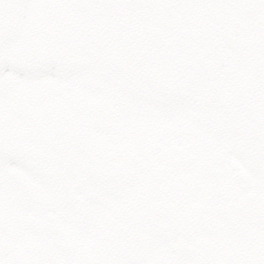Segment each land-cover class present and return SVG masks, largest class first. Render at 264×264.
<instances>
[{"label":"bare ground","instance_id":"bare-ground-1","mask_svg":"<svg viewBox=\"0 0 264 264\" xmlns=\"http://www.w3.org/2000/svg\"><path fill=\"white\" fill-rule=\"evenodd\" d=\"M0 6V264H153L149 248L158 244L166 247L155 253L159 264L160 254L176 250L194 264H232L239 253L238 264L240 251L245 264H264L256 251L264 242V184L262 196L236 203L218 174L227 145L251 158L264 152V126L228 115L229 58L215 70L188 69L171 15L142 2ZM107 18L115 29L106 45L95 29ZM258 40L264 44L263 32ZM256 109L250 117L260 119ZM210 140L218 159L200 167ZM193 186L200 207L217 206L210 228L201 221L189 238L175 230L164 193L183 196Z\"/></svg>","mask_w":264,"mask_h":264},{"label":"rangeland","instance_id":"rangeland-1","mask_svg":"<svg viewBox=\"0 0 264 264\" xmlns=\"http://www.w3.org/2000/svg\"><path fill=\"white\" fill-rule=\"evenodd\" d=\"M54 1H56L57 3L60 2V0H54ZM129 1L130 3H133V2L139 3L141 1H144L146 3L147 0H129ZM91 7H92L91 4L88 5V9H91ZM0 9H1V6H0ZM38 11L39 10H35V13L38 14ZM20 17H21L20 10L19 9L15 10L14 16L12 17V19H10V25L13 26L14 32L17 30V24H18ZM2 24H3V20L1 18L0 25ZM99 29H100L101 35L104 36L103 39L104 41H106L105 43L107 45L108 44L107 41L112 37L113 30H114V27L112 25L110 18H107L104 21L101 28L97 27L95 30L98 31ZM247 30H248L247 35L250 36L249 40L253 42V45L255 47L256 46L259 47L264 53V48L257 42L258 38L260 37V34L262 32L264 33V23L259 15H257L256 17H251L249 19ZM250 57L253 58L251 54H242L240 56V61L242 62V64L239 67L238 73L241 72L242 79H239L241 81L240 88L238 89V92L233 100V104L231 108V115H232L231 122L235 121V123H242L244 121L245 122L249 121L252 124L260 123L262 124V126H264V122H262L264 121L262 117V114L264 111V83H263L264 81L259 79L260 77L259 75L264 73V68L261 65L258 66V64L252 61L251 59H248ZM246 60L248 61L246 62ZM253 64L255 67L254 73L251 72V69H252L251 66ZM242 66H243V69H242ZM258 67L260 68V71L256 73ZM131 73H132V68L131 66H129L127 67V74H131ZM257 79L260 81L254 82ZM253 82L255 83L256 88L260 89L259 92H257L256 88L253 89V87L251 86ZM256 105L261 106L260 115L258 116V118L260 119H256L254 116H252V118L250 117L251 114L257 110ZM63 107H68V104H64ZM248 128L250 130H254L251 127H248ZM254 138L255 136L252 135L251 139L254 140ZM260 143L261 142L257 141L254 146L255 147L258 146L260 148L261 147ZM213 146H214V143L211 140L205 144L204 146L205 155L199 163L200 167H202V165L204 164V160L206 161L210 160L209 165L212 168L215 167V162L218 159V157H214V156L211 157L210 151ZM231 146L233 147V145H227L228 151L226 150L223 156H219V158L222 160V163H221L220 168L218 169V174H219L221 181L224 183L225 189L227 190L225 193L230 194L231 199H234L236 203L241 201L246 195H251V194H254L255 192L259 196H262L263 195L262 185L264 184V159H262L264 158L263 149L261 148L259 152L253 158H251V156L245 155L241 153V151L239 150L230 151L229 148ZM187 171H185L186 173L182 177V179H186L188 182L192 183V181L195 179L194 174L190 172H188L187 174ZM169 179L175 180L174 176H171V177L169 176L166 180H169ZM29 181L30 183H27L28 187L34 188L35 183H33L31 180ZM195 188H196L195 186L189 188L184 193L183 196L181 194V191L179 194H177L175 193L173 189L172 191H168L164 193L165 201L167 202L169 206H171L167 212L169 214L171 213V215L173 216V220L171 222L173 223L175 230L178 232L182 231L186 233V235L189 238H191L195 234L198 224L201 221L202 223H205L207 221L205 219V216L198 214V211H207V212L215 214L213 208L217 206V204H208L210 205L209 207L210 209H205V208L200 207V204H199L200 200L199 198H196L197 191L195 190ZM41 192H42L41 190L38 191L39 194ZM159 195H162V193L160 192ZM174 197H178L180 202L172 204ZM164 208H165L164 205H161L160 209H164ZM222 217L223 219L227 218V216H222ZM141 248H142L140 249L141 251H146L145 250L146 246L145 247L142 246ZM256 251L264 255V242L258 247H256ZM177 252H180V250H176L174 254ZM262 255H261V258H262ZM150 257H148V259L150 261H153V264H159V261L155 258V255L151 258ZM159 259H161V264H172L171 256H164L163 254H160ZM262 261L263 260L260 259V264H262ZM238 264H245V256H244V259L242 258L241 261L238 262Z\"/></svg>","mask_w":264,"mask_h":264},{"label":"flooded vegetation","instance_id":"flooded-vegetation-1","mask_svg":"<svg viewBox=\"0 0 264 264\" xmlns=\"http://www.w3.org/2000/svg\"><path fill=\"white\" fill-rule=\"evenodd\" d=\"M257 7L250 0H178L172 8L178 11L177 29L186 46V58L212 68L223 58L226 49L238 54L234 45L245 37L244 33L236 35L242 26L239 20L260 10ZM218 15L224 17L222 26L216 24ZM246 50L255 52L251 46Z\"/></svg>","mask_w":264,"mask_h":264}]
</instances>
